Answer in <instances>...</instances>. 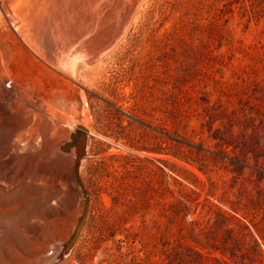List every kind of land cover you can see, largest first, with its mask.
Returning <instances> with one entry per match:
<instances>
[{
  "label": "rangeland",
  "instance_id": "rangeland-1",
  "mask_svg": "<svg viewBox=\"0 0 264 264\" xmlns=\"http://www.w3.org/2000/svg\"><path fill=\"white\" fill-rule=\"evenodd\" d=\"M144 1L80 82L86 106L60 105L88 117V213L55 264H264V0ZM30 51L0 55V75L35 69L71 94ZM19 114L0 112V264H40L83 212L60 148L75 126Z\"/></svg>",
  "mask_w": 264,
  "mask_h": 264
},
{
  "label": "bare ground",
  "instance_id": "bare-ground-1",
  "mask_svg": "<svg viewBox=\"0 0 264 264\" xmlns=\"http://www.w3.org/2000/svg\"><path fill=\"white\" fill-rule=\"evenodd\" d=\"M14 1L16 2L12 1L11 8L13 14L17 15V23L13 21L14 24L11 25L15 33L11 28L8 31L4 29L7 31L4 42L9 49L7 52L5 49H0V55L13 54L12 51L17 47L26 45L33 54L48 65L50 72L57 75L71 89L72 95L57 87H50V83L35 69L29 72L21 69H5L0 76H8L12 82L7 79L4 83L5 87L2 88L3 102L0 103V112L2 114L19 112L25 120L48 115L51 119L63 118L75 128L78 124L87 128V116L81 121L77 120L76 123L68 121L66 113L68 111L59 112V108L62 107L60 105H65L75 94L80 96L82 104L86 106L87 93L81 86L86 80V72L98 66L102 58L111 52L126 33L134 10L144 0H41L40 3L39 0ZM37 4L42 10H37ZM36 14H40L39 19L36 18ZM5 22L0 16V23L4 25ZM16 35L23 44L18 42L19 38L17 39ZM33 96L40 99L39 106L32 103ZM43 105H45L44 109ZM69 105L72 107V103ZM71 148L70 150L73 151V146ZM87 155L88 145L80 167Z\"/></svg>",
  "mask_w": 264,
  "mask_h": 264
},
{
  "label": "water",
  "instance_id": "water-1",
  "mask_svg": "<svg viewBox=\"0 0 264 264\" xmlns=\"http://www.w3.org/2000/svg\"><path fill=\"white\" fill-rule=\"evenodd\" d=\"M69 137L70 139L64 141L60 145V148L64 151H69L72 146L74 147L72 174L81 190L82 197L84 198V208L83 212L78 215L71 234L64 240L52 243L51 253L40 264H55L69 252L80 234L82 225L85 222L88 213V194L80 177V162L82 157L86 155V148L88 145L89 137L87 128L82 124H78V126L70 132Z\"/></svg>",
  "mask_w": 264,
  "mask_h": 264
}]
</instances>
